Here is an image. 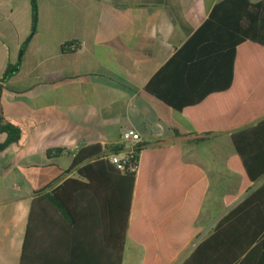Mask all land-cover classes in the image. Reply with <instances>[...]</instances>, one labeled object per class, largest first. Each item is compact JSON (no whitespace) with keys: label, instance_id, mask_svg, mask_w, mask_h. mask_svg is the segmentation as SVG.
Instances as JSON below:
<instances>
[{"label":"crops","instance_id":"1","mask_svg":"<svg viewBox=\"0 0 264 264\" xmlns=\"http://www.w3.org/2000/svg\"><path fill=\"white\" fill-rule=\"evenodd\" d=\"M225 1L38 0L33 28L31 0H0V80L15 67L2 109L20 129L0 151V264H125L128 242L139 248L136 264L188 256L203 232L211 162L222 156L237 173L232 131L264 104V45L237 44L222 26L238 19L264 37V0L243 12ZM126 127L142 149L124 246L110 195L71 199L74 220L50 195L78 177L71 166L82 148L119 149ZM6 138L1 132L0 143ZM204 144L215 155L202 154ZM53 149L63 151L48 155Z\"/></svg>","mask_w":264,"mask_h":264},{"label":"trees","instance_id":"2","mask_svg":"<svg viewBox=\"0 0 264 264\" xmlns=\"http://www.w3.org/2000/svg\"><path fill=\"white\" fill-rule=\"evenodd\" d=\"M234 3L236 10L256 7L249 0H226ZM32 25L38 21V0H31ZM247 13V11H246ZM250 17V12L246 14ZM215 14L198 30L204 31L214 22ZM236 33L237 44L246 39H252L264 45V37L254 35L256 24L251 28L239 25L230 27ZM235 58V54H234ZM15 67L9 65L0 80V133H6L7 138L0 143V151L20 137V129L7 121L2 109V92L4 83L14 74ZM160 98L171 106H176L168 97ZM177 108L180 106L177 105ZM236 154L229 160V166L242 176L241 186L235 195L225 198L226 206H232L203 236L181 264H264V181L250 191L256 183L264 178V104L256 103L251 108V118L244 124L233 129L231 134ZM115 149L113 151H117ZM62 149L48 151V155L59 154ZM105 152L98 144L82 148L74 157L71 170L77 171V178H69L57 188L50 199L74 220V208L71 205L83 202L85 193H103L109 204L117 209L118 230L122 214L123 239L126 244L133 192L137 173L122 174L102 156ZM196 230L194 236H199ZM119 251V247H118ZM118 264L120 259L118 258Z\"/></svg>","mask_w":264,"mask_h":264},{"label":"rangeland","instance_id":"3","mask_svg":"<svg viewBox=\"0 0 264 264\" xmlns=\"http://www.w3.org/2000/svg\"><path fill=\"white\" fill-rule=\"evenodd\" d=\"M221 139L222 138L217 141H221L222 143ZM205 145L206 144H204L200 149V152L202 154H205V156H208L215 151L214 147H212L211 149V146L209 144H207L206 146ZM228 149H231V146L223 147V150L225 151H227ZM214 153L212 154L215 155ZM217 158H214L213 162H211V169L209 173L210 185L198 220V224L203 227V232H205L204 236L208 233L210 228L215 224L222 213H224L226 209L224 205V197L227 195L236 194L242 181L241 177L237 173L231 172L225 167L222 156H220L219 159ZM216 165L218 167H215ZM128 243L129 244L126 249L125 264H136L134 263L133 259V250H139V248H134V246H132L130 242Z\"/></svg>","mask_w":264,"mask_h":264},{"label":"built area","instance_id":"4","mask_svg":"<svg viewBox=\"0 0 264 264\" xmlns=\"http://www.w3.org/2000/svg\"><path fill=\"white\" fill-rule=\"evenodd\" d=\"M70 48L79 49L76 43L70 44ZM123 145L117 151L106 152L103 158L108 160L114 168L122 174L137 173L139 170V158L142 149V137L140 133L132 128L126 127L122 131Z\"/></svg>","mask_w":264,"mask_h":264},{"label":"water","instance_id":"5","mask_svg":"<svg viewBox=\"0 0 264 264\" xmlns=\"http://www.w3.org/2000/svg\"><path fill=\"white\" fill-rule=\"evenodd\" d=\"M264 181V178L261 180V181H259L258 183H256L255 185H254V187L250 190V191H252V190H254L257 186H259L262 182ZM231 207H229L228 209H226V211L224 212V213H222V215L218 218V220L226 213V212H228V210L230 209ZM217 222V221H216ZM215 222V223H216ZM204 234H205V232L204 233H202L199 237H198V239H197V241L195 242V244H197L198 242H199V240L204 236Z\"/></svg>","mask_w":264,"mask_h":264}]
</instances>
